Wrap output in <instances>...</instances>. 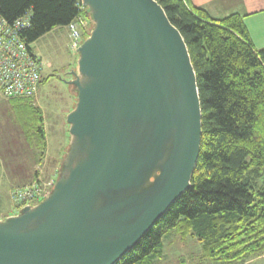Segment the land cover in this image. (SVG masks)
Masks as SVG:
<instances>
[{
    "label": "water",
    "instance_id": "95a60500",
    "mask_svg": "<svg viewBox=\"0 0 264 264\" xmlns=\"http://www.w3.org/2000/svg\"><path fill=\"white\" fill-rule=\"evenodd\" d=\"M80 2L68 148L50 193L0 219V264H116L190 188L201 108L181 34L155 0Z\"/></svg>",
    "mask_w": 264,
    "mask_h": 264
},
{
    "label": "trees",
    "instance_id": "16d2710c",
    "mask_svg": "<svg viewBox=\"0 0 264 264\" xmlns=\"http://www.w3.org/2000/svg\"><path fill=\"white\" fill-rule=\"evenodd\" d=\"M78 1L0 0V15L9 23L29 15L21 36L33 44L79 16ZM155 1L181 34L196 75L199 155L190 188L116 264H151L171 232L197 240L204 260L244 264L264 255V48L253 47L238 14L215 21L188 0Z\"/></svg>",
    "mask_w": 264,
    "mask_h": 264
},
{
    "label": "rangeland",
    "instance_id": "374dc122",
    "mask_svg": "<svg viewBox=\"0 0 264 264\" xmlns=\"http://www.w3.org/2000/svg\"><path fill=\"white\" fill-rule=\"evenodd\" d=\"M91 29L89 23L88 28L82 29V37L86 38ZM32 48L42 63V84L36 96L29 104H16L0 95V212L7 215L13 211L8 198L9 185L17 183L27 173L29 161L33 156L37 159L38 154L40 156L38 149L43 148L39 128L44 131L46 160L62 149L61 165L69 143L66 116L76 103L74 88L66 83L73 79L71 72H76L78 58L77 51L70 48L68 29H55L35 41ZM202 255L197 240L181 238L177 232H171L163 239L162 256L151 264H220L204 260ZM244 264H264V255L249 259Z\"/></svg>",
    "mask_w": 264,
    "mask_h": 264
},
{
    "label": "built area",
    "instance_id": "2783aa9c",
    "mask_svg": "<svg viewBox=\"0 0 264 264\" xmlns=\"http://www.w3.org/2000/svg\"><path fill=\"white\" fill-rule=\"evenodd\" d=\"M77 7L80 15L66 27L73 51L80 47L84 39L81 31L88 28L90 23L80 1ZM28 27L29 15L11 23L0 15V95L6 100L33 99L38 92L42 63L35 56L32 44H28L21 36ZM40 180L36 178L30 184L10 190L9 200L16 214L22 207L35 205L49 194L53 183Z\"/></svg>",
    "mask_w": 264,
    "mask_h": 264
},
{
    "label": "crops",
    "instance_id": "0c3cea01",
    "mask_svg": "<svg viewBox=\"0 0 264 264\" xmlns=\"http://www.w3.org/2000/svg\"><path fill=\"white\" fill-rule=\"evenodd\" d=\"M189 3L196 8L204 10L211 19L220 21L232 14L242 16L244 25L249 34V38L256 50L264 48V0H188ZM66 29V27H63ZM57 29V28H56ZM55 30V29H54ZM50 31L45 36L54 32ZM34 51V50H33ZM62 149L55 156L46 160L45 156L41 159L32 158L30 166L28 165L27 173L15 184L9 185V192L12 188L17 186H24L33 182L36 178L40 181L49 183L54 181L57 173L60 159L62 158ZM48 167V170L46 171ZM36 176V177H35ZM14 211H9L8 215L0 212V219L9 216H14Z\"/></svg>",
    "mask_w": 264,
    "mask_h": 264
},
{
    "label": "flooded vegetation",
    "instance_id": "af4514ba",
    "mask_svg": "<svg viewBox=\"0 0 264 264\" xmlns=\"http://www.w3.org/2000/svg\"><path fill=\"white\" fill-rule=\"evenodd\" d=\"M61 80V79H60Z\"/></svg>",
    "mask_w": 264,
    "mask_h": 264
}]
</instances>
